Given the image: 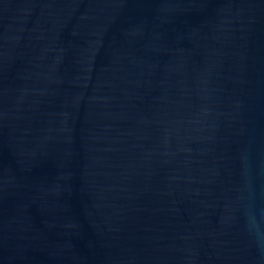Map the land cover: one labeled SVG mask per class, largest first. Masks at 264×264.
<instances>
[{"label": "water", "instance_id": "1", "mask_svg": "<svg viewBox=\"0 0 264 264\" xmlns=\"http://www.w3.org/2000/svg\"><path fill=\"white\" fill-rule=\"evenodd\" d=\"M0 264H264V0H0Z\"/></svg>", "mask_w": 264, "mask_h": 264}]
</instances>
